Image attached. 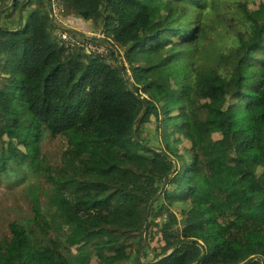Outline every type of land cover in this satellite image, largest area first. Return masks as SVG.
<instances>
[{
    "label": "trees",
    "instance_id": "trees-1",
    "mask_svg": "<svg viewBox=\"0 0 264 264\" xmlns=\"http://www.w3.org/2000/svg\"><path fill=\"white\" fill-rule=\"evenodd\" d=\"M24 2L0 0V80L12 93L0 102V174L46 171L54 192L2 232L0 264H264V0L238 1L251 28L229 19L234 44L208 65L187 59L202 0H51L59 17L100 28L120 65L110 47L61 45L50 0L26 2L18 27ZM202 67L224 77L212 92ZM33 120L64 138L53 166L17 141ZM173 207L184 230L166 222L175 249L149 258L151 219Z\"/></svg>",
    "mask_w": 264,
    "mask_h": 264
},
{
    "label": "rangeland",
    "instance_id": "rangeland-1",
    "mask_svg": "<svg viewBox=\"0 0 264 264\" xmlns=\"http://www.w3.org/2000/svg\"><path fill=\"white\" fill-rule=\"evenodd\" d=\"M239 0H202L198 6L201 13V28L197 41H195L193 50L189 53L188 61L201 62L203 65H208L215 61L218 55V50L227 52L234 44L235 31L229 27L227 21L232 19L237 30H250L251 20L238 6ZM56 20V19H55ZM65 27L69 28H83L86 23L79 18H71L67 21L60 17ZM56 24V23H55ZM57 25V24H56ZM100 27V25H99ZM103 31L89 30V34L95 38L103 37ZM72 50V49H71ZM205 62V63H204ZM205 73L204 83L209 92H212L217 82L224 80V77L218 72H209L208 69L201 68ZM20 79L12 81L11 87H16L20 84ZM0 102L9 99L12 94L10 88L4 81L0 80ZM3 93V94H2ZM1 104V103H0ZM26 116L30 115L28 107H26ZM17 141L28 144H37L40 146L46 162L44 165L53 166L59 162L64 138L62 135L53 136L50 130L45 128L38 120H33L29 130L25 135L18 134ZM228 144V142H227ZM14 156H18L15 150H12ZM4 160H7L6 158ZM21 168H24L21 167ZM2 165H0V171ZM54 192L53 186L46 171L32 172L28 169H21L18 171L9 170L8 172H1L0 174V214L3 219L0 220V238L2 232H8L10 222H19L21 224H28L34 217V202L37 198L42 203V209H47L46 203ZM48 213V212H47ZM162 218H152L149 225L150 231L148 233V248L146 254L149 258L155 257V254L162 253L161 257L169 255L175 247H168V240L164 236L163 227L166 222L172 225V231L181 234L184 230V224L181 218L184 217L178 212L177 207H173L169 212H164ZM166 218V221H163ZM158 232L164 236L165 239L157 236ZM66 231L56 234L58 240L66 238ZM114 238L105 239L106 247L111 250L113 247ZM164 252V253H163ZM117 258V256H113ZM160 257V258H161ZM143 260V259H142ZM157 262V260H156ZM163 264H172L166 262Z\"/></svg>",
    "mask_w": 264,
    "mask_h": 264
},
{
    "label": "built area",
    "instance_id": "built-area-1",
    "mask_svg": "<svg viewBox=\"0 0 264 264\" xmlns=\"http://www.w3.org/2000/svg\"><path fill=\"white\" fill-rule=\"evenodd\" d=\"M51 18L54 21L55 19H60L59 17V11L61 9V6L58 5L56 2H51ZM62 21H59V24H57L56 34L58 37V41L61 45H63L66 49L71 50L75 47L82 48L86 50L88 53L95 55V54H102L107 56L109 54V46L105 44L102 39H105V36L103 34V37L97 38H89L84 37L80 38L75 35L74 33H71L67 31L63 24H61ZM96 39V40H93Z\"/></svg>",
    "mask_w": 264,
    "mask_h": 264
},
{
    "label": "water",
    "instance_id": "water-1",
    "mask_svg": "<svg viewBox=\"0 0 264 264\" xmlns=\"http://www.w3.org/2000/svg\"><path fill=\"white\" fill-rule=\"evenodd\" d=\"M29 0H25V2L23 4L20 5V8H19V25L18 27H20V22H21V18H22V10H23V7L25 5L26 2H28ZM13 5V2L10 3L5 9H8L10 8L11 6ZM67 31L71 32V33H74V34H77V35H80V36H84V37H89V38H93L92 35L89 34V32H86L84 30H81V29H78V28H69V27H64ZM102 41L107 44V46H109L110 48L114 49L115 51V54H116V58H117V63L118 65H120L121 63V55H120V51L118 50V48L116 46H114L113 44H111L109 41L105 40V39H102ZM123 73H122V77H123ZM135 137L137 140H139L138 136L135 134ZM170 159H172V157H170ZM174 169H172L169 173H168V176L172 175ZM166 183H167V180H165L161 186V189L158 191V193L150 200L149 202V210L151 208V205L153 204V202L160 196V194L162 193V191L164 190L165 186H166ZM143 247H141L140 249V252H139V256L142 258V255H143ZM253 259H260V257L258 255H255L251 258V260Z\"/></svg>",
    "mask_w": 264,
    "mask_h": 264
},
{
    "label": "clouds",
    "instance_id": "clouds-1",
    "mask_svg": "<svg viewBox=\"0 0 264 264\" xmlns=\"http://www.w3.org/2000/svg\"><path fill=\"white\" fill-rule=\"evenodd\" d=\"M50 4H51V0H50ZM86 32H88V31H86Z\"/></svg>",
    "mask_w": 264,
    "mask_h": 264
},
{
    "label": "crops",
    "instance_id": "crops-1",
    "mask_svg": "<svg viewBox=\"0 0 264 264\" xmlns=\"http://www.w3.org/2000/svg\"><path fill=\"white\" fill-rule=\"evenodd\" d=\"M78 29H81V28H78ZM81 30H83V29H81ZM89 32V31H88Z\"/></svg>",
    "mask_w": 264,
    "mask_h": 264
}]
</instances>
